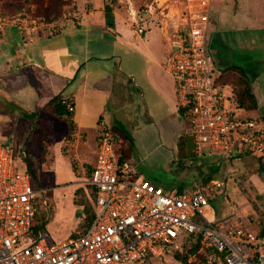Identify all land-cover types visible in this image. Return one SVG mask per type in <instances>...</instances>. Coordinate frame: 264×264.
Wrapping results in <instances>:
<instances>
[{"label": "built area", "instance_id": "1", "mask_svg": "<svg viewBox=\"0 0 264 264\" xmlns=\"http://www.w3.org/2000/svg\"><path fill=\"white\" fill-rule=\"evenodd\" d=\"M211 3L181 0L178 21L170 30L162 27L169 45L165 70L173 79L194 154L208 150L226 165L240 152L264 161L263 123L245 115L229 84L216 82L221 71L207 39L214 25ZM66 15L77 17L75 11ZM144 31L136 28L138 35ZM60 103L71 116L72 103ZM86 145V137L71 123L64 147L77 173L83 167L79 151ZM115 149L111 128L99 121L94 164L82 182L96 192L94 217L81 233L53 243L41 224L38 231L32 229L39 214L38 196L46 191L32 184L12 148L0 142V264H150V259L182 252L189 236L199 240L187 264H264V223L258 221L259 228L253 230L241 218L214 221L211 201L221 193L225 176L188 192L169 191L141 179L132 159L119 162ZM41 203L47 206L45 198Z\"/></svg>", "mask_w": 264, "mask_h": 264}, {"label": "crops", "instance_id": "2", "mask_svg": "<svg viewBox=\"0 0 264 264\" xmlns=\"http://www.w3.org/2000/svg\"><path fill=\"white\" fill-rule=\"evenodd\" d=\"M237 4L236 13L246 4L248 11L242 19L249 28L263 32L264 0H237ZM107 8H110L108 12ZM73 11L76 18L66 15L39 26L28 24L23 18H18L20 21L0 19V142L10 143L11 138L4 137V132L11 122H19L33 132L32 125L26 124L27 118L38 127L40 143L41 128L44 122L50 123L49 146H53V121L57 118L48 108L55 98L67 99L74 108L70 120H64L68 130L72 123L88 141L79 151L83 167L79 173L81 182L76 183L81 185L78 189L85 186L82 182L94 164L92 150L101 120L130 137V159L137 152L132 133H137L145 146L155 148V155L164 158V168L171 175L152 176V183L169 191L188 192L213 179L215 172H204L201 164L188 158L189 153H194L192 147L188 151L185 146L186 135L190 137L188 124L178 107L173 79L164 67L169 45L162 27L158 26L159 36L145 31L138 35L136 28L144 25L134 16L126 21L106 0H73L69 12ZM252 42L249 49L264 50V42L262 45ZM224 64V67L231 65ZM263 73V69H256L254 77L245 73L257 101V109L249 115L261 109ZM252 118H261L264 125L263 115ZM68 134L69 131L61 144L64 154ZM49 146L44 150L41 146L42 152H48ZM23 154L27 156L26 152ZM244 155L236 153L233 160H240ZM197 156L213 155L205 150ZM137 159L140 161L139 156ZM212 164H218L217 160ZM214 221L220 222L215 217Z\"/></svg>", "mask_w": 264, "mask_h": 264}, {"label": "rangeland", "instance_id": "3", "mask_svg": "<svg viewBox=\"0 0 264 264\" xmlns=\"http://www.w3.org/2000/svg\"><path fill=\"white\" fill-rule=\"evenodd\" d=\"M180 1L106 0L111 9L120 13L126 21H131V17L134 16L138 23L144 25L146 34L156 36L160 34L158 26L170 30L178 21L176 13L181 8ZM72 2L73 0H69L68 4L61 8L60 17H57L55 21L63 19L72 8ZM47 3L48 0H0V19L13 21L23 18L33 26L46 24L42 8L47 6ZM245 5H241V9L236 13L237 0H213L209 16L214 26L207 33L209 53L222 73L219 82L229 84L236 99L240 98L244 85L238 81L234 72L226 73L227 67H224V62L227 65L241 67L245 73L251 74V77H254L252 74L256 69L264 70V50L249 49L250 40L258 45L263 44L264 31L252 30L242 19V15L248 11ZM146 10H150L151 13ZM166 13L168 15H165ZM260 83H262L263 98L260 100L262 106L256 114L249 115V113L248 116L251 117L255 115L264 117V73ZM25 121L26 124L32 125L33 132L28 128L25 129L19 122H11L7 125L4 137L11 138L8 144L12 148L15 162L22 169L27 170L29 167L33 171L32 184L37 189L46 191L37 199L39 205L37 221L42 225L41 230L49 242L61 243L79 232L85 224L84 213L78 203L82 202L90 206L85 186L78 189L81 185L76 184L81 182L80 172L75 171L74 161L64 154L61 147L63 137L69 131L68 125L61 119L53 121L55 144L53 146L47 144L48 152L43 153L41 146L44 150L47 145L44 148L43 143H40L38 127L33 126L31 119L26 118ZM132 134L135 137L136 150L139 152L133 153L135 159L133 160L141 179L152 182V176H170L171 174L164 168V158L153 153L155 148L145 146L137 133ZM185 146L188 151L191 150L192 142L188 134L185 138ZM23 152H26L27 156L23 155ZM138 156L140 161L137 159ZM188 158L195 164H201L204 172H215L213 179L222 180L224 176L226 177L221 193L211 201L216 221H220L223 217V219L241 218L246 220L253 230L259 228L258 221L264 223V161L250 154L244 155L240 160H233L228 165L219 164V162L212 164L214 159L218 160L216 156L200 157L189 153ZM228 167L229 172L226 171ZM43 198L47 201L46 207L41 203ZM150 264L187 263L178 261L176 255L172 253H166L161 257L150 259Z\"/></svg>", "mask_w": 264, "mask_h": 264}, {"label": "trees", "instance_id": "4", "mask_svg": "<svg viewBox=\"0 0 264 264\" xmlns=\"http://www.w3.org/2000/svg\"><path fill=\"white\" fill-rule=\"evenodd\" d=\"M68 2L69 0H48L47 6L42 8V15L43 17H45L46 22L47 23L55 22L56 18L60 17L59 15L61 12V8L67 5ZM37 4H40V3H37ZM109 10L110 8H107L106 12H108ZM228 72H234L238 77V81L244 85V88L241 91V96L239 99H236V97H234L235 94L233 93L234 101L238 104V106L246 114H249V112L256 110L257 101H256L255 96L252 94L250 81L247 78L244 70L241 67L230 65L227 67L226 73ZM221 77H222V73L220 76H218V78L216 79V82L220 84H226L223 82H219V79ZM48 111L52 114L53 117L57 119H63L67 121L68 117L70 116L67 109L60 103V100H58L57 98L51 100ZM258 119L262 121L261 118H258ZM70 125L71 124H69V126ZM111 131L116 138L115 152L118 156L119 162L130 159L129 152L132 146V141L130 137L126 133H118L117 131L113 129V127L111 128ZM51 132H52V127L50 126V123L44 122V125L42 126V131H41V138H42V143H43L44 148L47 144L51 142V139H52ZM259 160L261 159L259 158ZM26 171L31 177V174L33 173V171L29 167ZM209 180H211V178L206 181H209ZM85 188L88 193L87 196L90 200V206L85 205L82 202L78 203L80 206H82V211L84 213L83 219H84L85 224L82 225L83 228L79 232H76L73 235H76L77 233H81L90 224V222L92 221L94 217L95 210H94L93 203L96 197V192L89 185H85ZM38 225H39V222L36 220V222H34L33 227H32L34 232L38 231L39 229ZM198 240L199 239H197L195 236H189L188 238H186V241L183 245V251L182 252H179V251L172 252V255H176V259L178 261L182 263H187L188 255L195 253V251L198 248Z\"/></svg>", "mask_w": 264, "mask_h": 264}, {"label": "bare ground", "instance_id": "5", "mask_svg": "<svg viewBox=\"0 0 264 264\" xmlns=\"http://www.w3.org/2000/svg\"><path fill=\"white\" fill-rule=\"evenodd\" d=\"M161 2H165V1H167V0H160Z\"/></svg>", "mask_w": 264, "mask_h": 264}]
</instances>
